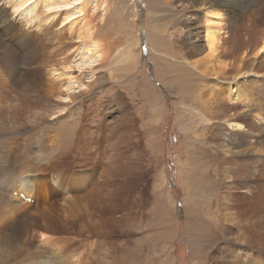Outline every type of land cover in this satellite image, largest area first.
Listing matches in <instances>:
<instances>
[{
	"label": "rangeland",
	"instance_id": "obj_1",
	"mask_svg": "<svg viewBox=\"0 0 264 264\" xmlns=\"http://www.w3.org/2000/svg\"><path fill=\"white\" fill-rule=\"evenodd\" d=\"M86 1H88V6L85 9L88 13L86 12L87 14L84 13V15L73 14L74 17L80 16L74 28L77 27V31H79L86 20L87 23H90L89 30H91L88 31L87 27L82 29L83 36L78 38L77 34L75 40L71 41L72 37L70 36L74 33L71 24H69L70 21H64V13L57 28L64 29L62 34L68 38H66L68 43L63 49L61 48L64 52L63 57L59 55V58L56 59L58 60L56 67L59 68V72L63 76H55L56 73L47 68V78H50V81L61 80L57 84L58 91H54L52 100L46 101L48 115H51L55 110L62 111V115L57 112L60 114L57 118H60L59 123H57L58 131L61 132L59 140L56 139V132L47 131L50 129V123L57 117V113L49 116L48 121L51 120V122L46 123V125L49 124L47 130L43 129V121L32 117L30 120L27 118L31 113L22 115L18 120L11 119V125L17 127L27 123L26 127L28 128L32 126L33 129L35 126L41 132L44 131L46 139L49 138L47 154L56 159L55 155H58L59 150L54 149L58 147L59 142V146H65L62 139H66L64 133L67 126L77 127L83 124V127L88 131L89 129L93 131L98 125V119L102 118L105 128L104 136L108 138L110 131V134H113L110 139L126 140L116 145L113 150L110 146L108 148L109 154L106 155L107 157H103V159L107 158L105 159L107 163L105 161L101 169L109 167V170L113 171L105 179L99 175L100 166L98 167L97 163L100 161V156L94 155V152L96 151L95 154H98L100 149L94 148L95 141L91 142L94 149H92V154L88 156L91 159L89 163L82 165V161L78 160L80 156H77V159H67L65 155H62L60 160L54 161L55 163L53 162L47 168L50 169L53 166L52 172L49 171V173L54 175L57 181L59 179L58 183L62 191H59L60 194L58 193L56 199L58 206L68 207V205H64V202L75 196V201L81 206L79 208L84 206L91 208L93 220L80 214L85 208L80 212L77 210L75 215L78 217L76 218V226L71 228L72 223L67 224L66 221L67 218L71 219V217H66L65 212L61 211L59 218L64 220L63 223L58 222V226L48 225L54 230L47 229L46 231L45 223H49L44 222L43 215L46 213L41 214L44 210L42 206L44 199L33 195L36 198L35 204L31 205L34 198H31L32 201H25V203L27 202L30 206L37 204L41 206L30 208L27 215L22 214L20 219L17 218L15 227L9 230L14 235H10L12 242L17 243L18 250L24 249L29 244L34 250L41 248V246L52 249L54 243L59 247L62 245L70 247L71 244L76 252L74 256L83 257L84 259L81 260L95 259L93 263L89 264H97L103 258L105 264H216L222 252L221 247L224 246L227 248L226 254L224 253L226 260H232L231 255H234L237 262L239 260V264H241L240 262H243L242 257L238 253H233L231 234L221 240L220 229L216 231L217 228H215L220 226L229 227L231 230L233 228V233L236 235L244 231V224L240 221L243 205L246 203L243 200L245 199V192L242 191L244 188L242 185L248 169L242 166L240 172L237 168L241 164L238 159L230 161L233 162L232 164L229 163L233 149L223 145V132L231 131V125L223 119V115L228 112V116L231 117V112L234 111L230 97V88L233 86L230 83L232 76H229L234 71L228 70L227 76H222L220 73L217 75L213 69L216 67V63L208 60L204 63L205 67L194 68L190 65L195 58L189 56L190 50L185 45L187 38L186 36L183 37L182 33L185 29L183 20L189 13L185 11V6L181 5L180 0H127L126 3L125 1L122 2L123 5H119L118 0H108L109 4L105 8L100 7L97 10H94V4H91L90 0ZM12 4L14 3H11L10 0H0V21L8 17L13 18L8 19L9 26L18 24L14 22V18L21 12V10L15 12ZM216 8L219 10L223 7ZM115 9L122 13L116 15ZM213 10L210 11L216 12ZM7 15L9 16L7 17ZM51 16L53 17V15ZM209 16L211 22L208 26L213 29L226 30L223 15L220 16V22L216 20L222 26L214 21L215 18H212V13ZM88 18L92 19L93 22ZM201 20L204 21L203 18ZM160 22V28L164 30L158 34L156 25H159ZM20 25L23 29L29 28L26 21H21ZM1 30L0 28V35L3 33ZM165 30L166 32H164ZM222 31L219 30V35L221 34V38H225ZM154 32L157 33L155 34L157 37L166 41V46L162 41L163 46L169 47L171 53L166 55L164 52L160 53L156 50L153 52V48L149 45V39L154 36ZM205 33L203 31V35ZM3 36L0 40H8L11 46H13V42L16 43ZM15 49L19 50V47L16 45ZM88 49L90 51L87 52ZM203 49L198 56H201L202 53L204 56L207 54L208 49L206 51L204 46ZM238 54L241 55L242 50ZM172 55L175 57L173 58ZM203 55L201 58L204 59ZM89 56L95 58L96 62L87 68L86 72L82 73L78 69V64L87 60ZM177 56H179L178 60L180 61L174 60L177 59ZM198 60H201L200 57ZM128 65H134L133 69L129 70ZM159 70L161 75L158 76ZM175 78L177 79L175 80ZM165 79L172 83L173 91L171 89L166 90L163 82ZM79 80H83V83L88 85L84 91L83 87L76 82ZM168 81L166 82L168 83ZM69 83L74 90L78 87L77 91L72 90L71 92V94L77 92L74 102L67 99V95H70L69 87H67ZM61 88L62 90H60ZM59 90L65 94L60 96V93L57 94L60 92ZM13 94L17 97H13L16 99L14 100L15 103H18L20 97L15 93ZM118 96L122 97L123 103L117 100ZM159 97L160 102L157 99ZM221 101L223 105H221ZM218 104H220V109ZM61 107L62 109L59 111ZM34 112L36 111L33 110L32 114ZM253 114L245 117L246 119L244 118L243 122L248 129L241 133L250 140L252 138L264 139V131L261 130L264 122L260 120L264 116V109L260 110L258 114L256 113L257 116ZM77 129L74 130V134L80 136L74 139H83L82 129ZM51 133L53 138L50 137ZM93 135L86 136V139H91ZM19 142L21 141L19 140ZM199 150L204 152L212 150L214 154H217V159L211 161L213 165L208 167L207 164L210 163L207 162L208 158L204 157L203 159L200 154L198 155ZM111 156H114V159ZM38 157V153L32 154V161L38 168L48 162L46 157L41 161L37 160ZM58 165H61L59 169H57ZM231 166L236 169L234 173ZM93 167H96V173L91 174L89 172ZM258 168L264 172V166ZM222 169L223 171H221ZM33 173H39V171H33ZM71 173L92 176L91 184L86 190L84 189L83 193L69 194ZM219 174L222 176L220 177ZM236 174L240 176L238 177ZM260 175L262 174H258V176ZM49 177L48 174L47 179ZM209 178L211 179L209 180ZM232 178L234 181L236 180L237 184L231 180ZM259 178L257 179L261 180ZM202 179L206 181V185H209L210 189L198 187L199 181ZM252 183L255 184L253 181ZM95 184L97 187L107 185L106 189L95 188L98 195L106 192L105 200L103 198L99 200L93 191ZM189 187L194 190L195 187L199 189V191L198 189L195 190V193H198L196 196L200 197V209L194 207L196 197L192 194L189 199L190 211H188L186 198ZM238 187L239 189H237ZM261 187L264 188V180ZM257 189L261 188L258 187ZM17 194L18 190L15 191L14 197H18ZM223 195L226 197L224 198ZM82 197H87V199L84 200ZM61 201L63 202L61 203ZM99 204L102 206L99 207ZM215 205L217 206L215 207ZM224 205L227 206L223 207ZM206 206L207 210L202 220L201 217H197V212L200 210V216H202V211ZM38 209L39 211L42 210L39 212ZM103 217H107V220L102 219ZM101 232L105 234H101ZM3 240L2 238L1 241ZM218 246L220 248H217ZM88 252H90V258Z\"/></svg>",
	"mask_w": 264,
	"mask_h": 264
},
{
	"label": "bare ground",
	"instance_id": "obj_2",
	"mask_svg": "<svg viewBox=\"0 0 264 264\" xmlns=\"http://www.w3.org/2000/svg\"><path fill=\"white\" fill-rule=\"evenodd\" d=\"M90 1L91 4H94V10H97L100 7L105 8V6L109 4L108 0H90ZM124 1L126 3L127 0H118V4L123 5L122 2ZM10 2L14 3L12 5H14L15 12L17 10H21V12L17 15V17L14 18V22L18 23L17 25H11V26L8 25L9 23L8 19H13L11 17H8L9 15H7L8 18H5V20L0 21V28L2 29L1 32H3L1 33V35L3 34L5 37L16 42L15 44L13 42V46H14L13 47L10 45L11 43L10 44L8 43V40L7 41L3 39L0 40V237H1L0 264L93 263V261H95L94 258H92V260H81L84 258L78 255L77 257L74 256L76 252L75 249L72 248V245L70 243H69L70 247L64 245L59 247L56 243H54L52 249H47L41 246V248L39 247L38 249L35 250L34 248L31 247L30 244L28 246L24 244L26 247L22 250H18L17 243L14 244V242H12V239L10 237L12 232H9L11 228L15 227L18 217L20 219L22 217V214L27 215L30 208H39L41 206L39 204L35 206H30L27 204V202L25 203L26 200L34 198V202L33 204H31L34 205L36 202V198L33 195H37V197L44 199V203L42 204L44 210L41 212V214L46 213L45 215H43L44 222L49 223V224L45 223L46 231L47 229L54 230L52 227H49L48 225L54 224L58 226L57 225L58 222L63 223L64 220H61L59 218L61 216V211L65 212L64 215H66V217H71V219L67 218L66 221L67 224L71 222L72 223L71 228H73V226L77 222L76 218H78L77 216H75L77 210L78 212H80L86 206H84L83 208H79L81 206H79V204L75 201V196H72L70 197L69 200H66L64 202V205H68V207L66 208L59 207L60 205L58 206V201H56L58 193L60 194L59 191H62L58 183L59 179L57 181L56 177L49 173V171L53 170V166H51L52 168L50 169L47 168H49L54 161L60 160V157L62 155H65L67 159H72V158L77 159V156H80L78 160H81L82 161L81 164L85 165L91 161V159H89L88 156L92 154V149L95 148V149H100L99 153L97 152L98 154H95L96 151L94 152V155L100 156L101 162L99 161L100 163L99 162L97 163L98 167L100 166L99 175H102V177L105 179V177H108L109 173L113 171L109 170V167L107 168L104 167L101 169L103 163L105 161H106L105 163H107V160H105L107 158L103 159V157L109 154L108 148H110V146H112L111 148L113 150V148H116L115 147L116 145L126 140V139H110V137L113 135L110 134V131L108 138L104 136L105 128L102 118L98 119L99 120L98 125L97 127H95L93 131L92 130L90 131V129L88 131V129L83 127V124L81 126H77L79 127V129H82L83 139H74L75 137L78 138V136H80L79 134H76V136L74 134V130H76L77 127L73 125L67 126L65 127V133H64L66 139H62V141L64 140L65 142V146L64 145L59 146L60 143L59 142L58 147L54 149L56 151L59 150L58 155H55L57 157L56 159L53 158L52 156H48L47 154L48 152L47 141L49 138L47 137L48 139H46V136H44V131L41 132L40 129L35 128V126L33 129L32 126H29L28 128L26 127L27 123L23 125H19L17 127H13L11 125V119L18 120V118L21 117L22 115L31 113V115L27 116L29 120L31 117L33 119H39V121L44 122L43 129L44 130L48 129L49 124L46 125V123L49 122L48 121L49 116H51L52 114H56L58 110H55L51 115H48L46 108V101L52 100L51 98L54 94V91H58L57 84H59L61 80L59 79L60 81L59 80L50 81L49 80L50 78L49 79L47 78L48 77L47 68H50V70L54 71L56 73L55 76L58 77L63 76V74L59 72V68L57 69L56 67V61H58L56 59L59 55L63 57L62 54L64 52H62L61 48L63 49V47H65V45L68 43V40H66L67 37L66 36L64 37L62 34L64 29L57 28V26L60 22L61 16L65 13L64 21L65 20L70 21L69 24H71L70 26L73 29V33H74L72 36H70L72 37L71 41L73 39L75 40L77 34H78L77 35L78 38L83 36L82 29L84 30V28L87 27V30L90 31L91 30V29L89 30L90 23L89 22L87 23L86 20L84 22V26L81 27L79 31H77V27L74 28V26L76 25L78 17L80 16H75V17L73 16V14L74 15L75 14L84 15V13L87 14L88 12L87 9H85V7L87 8L88 1L86 0H60V1L10 0ZM180 2L181 5L185 6V11H188L189 13L185 19L183 18L184 19L183 24L185 26V29L182 33H183V37L186 36L187 38L185 45L190 50L189 56L195 58L194 62L191 63L190 65H192L194 68L195 67L198 68L199 66L205 67L204 63L206 60H208L209 62L213 61L216 63L215 65L216 67H213V69L214 72L217 73V75L218 73H220V75L222 76H227L228 70L232 69L234 71L233 74L230 73L231 75H229L232 76V80H230V83H232L233 86L230 88V97L233 102L234 111L231 112L232 113L231 117L228 116V112L227 114L223 115V119H225V121L229 122L231 125L230 132L229 131L223 132L224 135L223 145L229 149H233L232 155L231 157H229V161H228L229 163L232 164L233 162L230 161L238 159V161L241 163L237 167L240 170V172L242 170V166H245L248 169V172H246V178L242 185L244 187L242 188L243 189L242 191L245 192L244 193L245 199L243 200L246 201V203L243 205L242 218L240 221L244 224V231L236 235L233 233L234 231L233 228L232 230L229 229V227L225 228V226L224 227L220 226L215 228H217L216 231L220 229L219 232H220L221 240H224L226 236H229L231 234L230 236L232 238L231 247H233L232 248L233 253L235 254L238 253L239 256L242 257L241 259H243V262H240L241 264H264V188L261 187V183H263L264 180V175H263L264 172H262L261 169L259 170L258 168L259 166H264V157H263L264 139L252 138L250 140L247 139V137H244L243 134L241 133L248 129L245 122H243L244 118L252 115L253 113H254L253 115H256V113L258 114L260 110L264 109V27H263L264 0H180ZM216 7H223V8L217 10ZM75 9L77 10L76 12ZM210 10L216 12H211ZM115 11L117 12L116 15L122 13L118 11V9H115ZM210 13H212L213 15L212 18H215V20L213 19L214 21L219 20L220 16L222 15L223 17H225L226 28L225 27L224 28L226 30L222 31V29H219L220 32L222 31V33L224 34L223 37L225 38H221V34L219 35L218 29H213L210 26H208L210 24L209 22H211V18L209 16ZM51 15H53V17ZM201 18H203L204 21L201 20ZM20 20L26 21V23L29 25V28L23 29L20 25L21 24ZM89 20L92 21V19ZM218 22H220V20ZM156 26H157L158 34H161L164 30L160 28L161 22L159 25L157 24ZM203 31L206 32L204 35H203ZM94 32L96 33V31ZM164 32H166V30ZM155 34L157 33L154 32L153 33L154 36H151L149 39V45L153 48L152 49L153 52H155L156 50L160 53L164 52L166 55L171 53L169 52L171 49H169V47H165L166 41L162 40L161 37H157ZM180 35L178 34L179 37ZM160 38L161 40H158ZM162 41L165 44V46H163ZM16 45L19 47V50L15 49ZM203 46L204 48H206V51L208 49V52L205 56L202 53L204 59L201 58L202 55L198 56L201 54L200 51L204 50ZM68 49L70 48L68 47ZM240 50H242L241 55L238 54ZM88 51L90 50L88 49L87 52ZM203 52H205V50ZM172 57L174 58L175 55H172ZM199 57L201 60H198ZM176 58L177 59L174 60H178L179 56H177ZM95 62H96L95 58L89 56L87 60L81 61V63L78 64L79 67L78 69H80L82 73L86 72L87 68L92 66ZM128 67L129 70H132L134 65L131 66L128 65ZM124 70L126 71L127 69ZM157 75L158 76L161 75L160 70L157 73ZM49 76L51 75L49 74ZM177 78H175V80ZM166 81L168 80L165 79V81H163L166 86V90L169 89L172 90L173 88L172 83L170 81H168L167 83ZM76 82L80 84L79 86L83 87L82 88L83 91L88 88V85H85V83H83V80H79ZM67 87H69V93H70V95H67L68 96L67 99L74 102L77 92H73V94H71L74 88L73 86L70 85V83ZM76 89L74 91H77ZM60 90H62V88ZM13 93L17 94L18 97H20L18 103H15L14 100H16L15 98L17 97ZM59 93L60 96L65 94V93L62 94V91L58 92L57 94ZM157 99L160 102V97ZM117 100L123 103L121 101L122 100L121 96H118ZM153 102L156 103L155 101ZM218 105L220 109V104ZM221 105H223L222 101H221ZM56 108H58V106H56ZM61 109L62 107L59 109V111H61ZM33 110L36 111L34 112V114H32ZM58 113H57V117L55 118V120H53V122H51V120L49 119L51 122V123L49 122L50 129L47 130L49 132L50 131L56 132L57 133L55 135L57 136L56 139L59 138L61 133V132L59 133L58 131L59 129L57 127V123H59L60 121V118L57 119L60 116V114ZM260 120L264 122V116L261 117ZM22 126L24 127L22 128ZM261 130L264 131V124H262ZM52 135L53 134L51 133L50 136L51 138H53ZM91 135H93L91 139H86V136H91ZM19 137L21 138L18 139ZM19 140L21 142H19ZM92 141H95L94 148H92L93 145H91ZM33 153L39 154L37 160L41 161L44 159V157H46V161L48 162L38 168L37 165L34 164L32 161ZM227 153L229 154V152ZM199 154L201 155V157H203V159L204 157L208 158L207 162L209 161L210 163L207 164V162H205L208 165V167L209 165H213L211 164V161H215L218 157L217 154H214L212 150H210L209 152H204L203 150L202 151L199 150L198 155ZM48 157H50L51 159L49 160ZM111 158L114 159V156H111ZM78 160L75 161L77 162ZM201 164H203V162H201ZM60 166L61 165H58L57 169H59ZM231 169L233 173L236 170L233 166H231ZM37 170L39 171V173H33V171H37ZM95 170L96 167H93L89 173L94 174L96 173ZM221 171H223V169ZM48 174L50 175V177L47 179ZM207 174L210 175L209 173ZM258 174H262V175L258 176ZM221 176L222 175H220V177ZM237 176L239 177L240 175ZM70 177L71 178L69 180V188H70L69 194L75 195V193H80V192L83 193L92 182L91 175H81V174L76 175V173L74 174L71 173ZM257 178L261 180H258ZM210 179L211 178H209V180ZM222 179L224 178L222 177ZM233 179L234 178H232L231 180ZM251 180L255 182V184H253ZM199 182L201 185L198 186L199 188L204 187L210 189V186L206 185V181H204L203 179L200 180ZM223 183L222 185H224ZM191 185H193V183H191ZM231 186L233 187V185ZM105 187L104 186L97 187L95 184L93 191L95 192V188L104 189ZM256 187L257 188L260 187L261 189L258 190ZM197 189L198 188L195 187L196 191ZM237 189H239V187ZM16 190H18V194H17L18 197H14V193ZM195 190L189 187L187 191L188 197L186 198V200L188 201V211H190L189 199L192 194L194 195V197H196L195 198L196 204H194V207L199 208L200 197L196 196L198 193H195ZM95 193L97 194L99 200H101V198L104 199L106 197V192H104L103 194L99 192L100 195H98L97 192ZM21 194L24 196L25 199H22V197L20 198ZM83 198L84 197H82V199ZM220 198L222 199V197ZM85 199H87V197L84 198V200ZM62 202L63 201H61V203ZM100 206L102 205L99 204V207ZM216 206L217 205H215V207ZM225 206L227 205H224L223 207ZM41 210L42 209H40V211ZM206 210H207V206L202 211L203 212L202 216H200L201 211L199 210L197 212V217L198 218L201 217V219L203 220L205 217ZM80 214L83 216L86 215L87 219L93 220L94 218L91 208H85V210L83 212H80ZM222 216H224V214ZM106 218L103 217L102 219H106ZM24 219H26L25 216ZM88 222L90 221L88 220ZM101 234H105V233L101 232ZM2 238L4 239L3 241H1ZM49 241H51V239H49ZM49 241L47 240V242ZM217 248L220 247L218 246ZM221 250L222 252L218 257L219 259L217 260L216 264H239V260L237 262V260L234 258V255H231L232 260H226L225 258L226 255L224 256V253L227 250L226 247L222 246ZM71 253H73V256H71ZM88 253L90 258V252ZM15 255L16 257H14ZM97 264H105L104 258L102 260H99Z\"/></svg>",
	"mask_w": 264,
	"mask_h": 264
}]
</instances>
